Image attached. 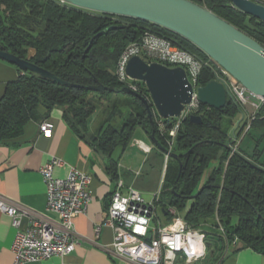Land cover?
I'll use <instances>...</instances> for the list:
<instances>
[{
    "label": "trees",
    "instance_id": "1",
    "mask_svg": "<svg viewBox=\"0 0 264 264\" xmlns=\"http://www.w3.org/2000/svg\"><path fill=\"white\" fill-rule=\"evenodd\" d=\"M193 1L264 45V21L239 10L230 0ZM146 26L175 37L192 51L208 55L182 35L137 17L92 11L61 0H0V49L30 60L70 83L59 84L22 70L0 99V142L18 136L40 106L46 108V113L60 108L80 137L110 157L109 172L117 177L118 160L112 154L118 148L126 150L136 130L143 127L179 156L168 158L158 202L164 207L163 213L168 205H173L189 225L206 232L208 253L202 260L209 264L220 262L235 239V244L264 252V106L235 151L230 140L232 127L224 128L223 119L240 118L242 110L230 96L221 109L202 103V122L186 118L170 146L169 130L176 118H163V132L156 122V113L151 122L139 97L115 91L126 86L116 75V62ZM214 77L212 69L205 67L198 83L206 85ZM98 83L108 89L88 88ZM139 85V93L149 96L146 84ZM112 93H124L128 98L107 105L108 116L91 134V117L98 109L96 100H108ZM115 117L119 118L117 123L112 122ZM246 137L250 142L244 145ZM152 152L165 156L156 146ZM212 163L210 173L204 177ZM217 216L225 235L219 229Z\"/></svg>",
    "mask_w": 264,
    "mask_h": 264
},
{
    "label": "built area",
    "instance_id": "2",
    "mask_svg": "<svg viewBox=\"0 0 264 264\" xmlns=\"http://www.w3.org/2000/svg\"><path fill=\"white\" fill-rule=\"evenodd\" d=\"M134 55H139L148 62L183 67L192 84L191 101L184 105L180 115L175 117L174 126L169 130L170 146L182 122L192 114H200L202 102L198 95V87L201 86L198 79L205 67L212 69L215 75L213 79L221 81L228 96L241 107L240 118L235 120L230 132L233 151L264 106V96L249 91L212 57L192 51L175 37L150 26L144 27L139 39L124 48L115 66L119 80L134 91L141 90L136 79L130 78L127 73L128 61ZM146 97L150 99L149 96ZM156 122L164 132L163 117L157 115ZM240 126L241 129L244 128L242 134L239 132ZM53 127L54 124L48 120L40 124V129L46 136L52 134ZM138 143L145 151L150 150L143 141ZM168 157L166 154V161ZM62 162V159L54 158L41 168L47 191V211L55 214L57 221L34 218L32 225L24 229L21 220L25 212L16 204L9 203L6 198L0 197V210L11 217L12 224L17 228L12 245L13 264L40 261L55 255L64 257L72 253L79 243L74 218L86 211L92 199V175L79 168H72L66 177H56L53 174L54 167ZM160 194L161 189L152 199H147L135 187L126 186L123 179L117 180L107 208V217L102 225L96 227L98 233L102 226H110L114 230L113 241L110 247H106L108 252L132 264H193L204 259L208 253L206 232L189 225L173 205L167 206L169 218L163 220L157 210ZM216 220L220 224V231L225 235L218 216ZM236 241L235 239L233 242Z\"/></svg>",
    "mask_w": 264,
    "mask_h": 264
},
{
    "label": "crops",
    "instance_id": "3",
    "mask_svg": "<svg viewBox=\"0 0 264 264\" xmlns=\"http://www.w3.org/2000/svg\"><path fill=\"white\" fill-rule=\"evenodd\" d=\"M256 1L264 3V0ZM21 73L23 71H20L19 67L0 58V99L5 94L7 85L17 80ZM153 113L158 115L155 108ZM44 120L54 124L50 136L44 135L40 129ZM136 132L126 150L118 148L112 154V157L118 160L117 177H113L109 172L110 157L80 137L64 119L60 108H53L46 113V108L40 106L36 116L25 123L18 136L0 142V197L6 198L9 203L16 204L25 212L21 220L24 229L32 225L34 218L57 221L56 215L47 211L46 184L41 172L45 163L54 158L62 159V164L54 167L53 174L56 177H66L72 168H79L92 175V199L86 211L74 218L79 237L75 250L64 257L55 255L23 264H132L112 256L106 249L113 241V228L102 226L98 233L96 227L102 225L107 217V208L117 180L123 179L126 186L135 187L147 199L153 198L154 195L149 196L147 193V182L141 178V166L132 164L139 151L145 154L144 163L161 168L163 182L168 161L166 154L164 153V157L153 154L155 145L143 127H139L138 131L141 136L137 137ZM145 137L150 138L152 142H146ZM140 141L150 147L148 152L139 145ZM157 210L163 220H168L167 208L163 213L164 207L159 204ZM178 212L183 216L179 210ZM16 232L17 228L12 224L11 217L0 210V264L14 263L12 245ZM193 264L209 263L199 260ZM216 264H264V252L243 243H233L227 246L221 261Z\"/></svg>",
    "mask_w": 264,
    "mask_h": 264
},
{
    "label": "water",
    "instance_id": "4",
    "mask_svg": "<svg viewBox=\"0 0 264 264\" xmlns=\"http://www.w3.org/2000/svg\"><path fill=\"white\" fill-rule=\"evenodd\" d=\"M74 6L103 13L137 17L162 25L190 40L249 91L264 96V45L237 28L207 7L193 0H61ZM246 14L264 21V3L256 0H230ZM0 58L16 65L23 71H31L50 78L59 84L70 85L56 73L38 64L0 49ZM132 79L144 81L150 99L128 86L115 89L139 97L145 104L148 118L153 122V108L163 118L177 117L192 98L193 87L185 69L163 63L148 62L139 55L132 56L127 64ZM94 91L107 90L104 84L89 86ZM203 104L216 109L228 103L225 85L216 79L198 87ZM201 114H192L189 120L202 122ZM154 145L171 157L178 154L166 148L151 132ZM182 163L180 161V167Z\"/></svg>",
    "mask_w": 264,
    "mask_h": 264
},
{
    "label": "rangeland",
    "instance_id": "5",
    "mask_svg": "<svg viewBox=\"0 0 264 264\" xmlns=\"http://www.w3.org/2000/svg\"><path fill=\"white\" fill-rule=\"evenodd\" d=\"M137 82L141 83V85H145L144 81L137 80ZM127 98H128L127 95L124 93H112L110 95V99H108V100L107 99H104V100L97 99L96 102L98 105V109H97L96 113L91 118L90 133H95L97 131V129L99 128V126L102 124V122L105 120V118L108 116L110 108H108L107 105H112L113 101H118V99L121 100L120 102L122 103L123 101L127 100ZM123 107L127 108L125 106H123ZM237 118H238V116H235V118L225 116L223 119L224 128H228L229 126L233 127L235 120ZM118 121H119L118 117H115L112 120V122H114V123H117ZM138 131H139V128L137 129V132H136L137 137L141 136ZM145 141L149 142V143L152 142L151 139L147 138V137H145ZM249 142H250L249 138L246 137L243 144L247 145ZM144 158H145V154L139 151L137 158L134 159L132 164H134L138 167L141 166V169H142L141 171L143 173L141 178L147 182V187H148L147 193L149 194V196H151V195H154V193L160 189L161 182H162V176H161L162 172H161V168H159L158 166L151 167L148 165L149 163H147V162H145L146 163L145 164ZM144 165H146V166H144ZM213 165L214 164L212 163L210 165V167L206 170L204 177L207 176V174L212 169Z\"/></svg>",
    "mask_w": 264,
    "mask_h": 264
}]
</instances>
